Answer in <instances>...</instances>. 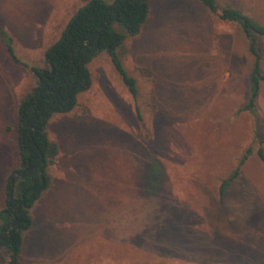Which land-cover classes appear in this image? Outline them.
I'll list each match as a JSON object with an SVG mask.
<instances>
[{
  "label": "rangeland",
  "instance_id": "rangeland-1",
  "mask_svg": "<svg viewBox=\"0 0 264 264\" xmlns=\"http://www.w3.org/2000/svg\"><path fill=\"white\" fill-rule=\"evenodd\" d=\"M86 1L0 0V28L19 62H11L0 39V209L18 165L15 111L34 86L30 69L44 66V51ZM213 1L216 13L197 0H149L139 33L118 50L135 81L134 97L106 54L88 64V90L71 112L48 121L57 155L46 168L50 185L28 212L32 223L21 234L20 264H251L264 256L263 229L237 240L206 233L199 236L206 257L179 249L183 258L171 257L174 228L164 226L171 179L222 180L246 150L236 177L264 197L257 156L258 149L264 154V83L254 113L240 111L252 57L238 26L217 15L233 8L264 26V0ZM256 47L264 76V37ZM259 220L248 218L253 229ZM225 242L244 263L222 259ZM7 262L0 248V264Z\"/></svg>",
  "mask_w": 264,
  "mask_h": 264
},
{
  "label": "trees",
  "instance_id": "trees-1",
  "mask_svg": "<svg viewBox=\"0 0 264 264\" xmlns=\"http://www.w3.org/2000/svg\"><path fill=\"white\" fill-rule=\"evenodd\" d=\"M197 1L209 12H217L213 0ZM148 13L149 0H113L109 4L104 0H87L44 51V66L30 69L34 86L19 101L15 111L14 143L18 165L5 182V200L0 209V248L8 257V264H20L21 234L32 223L28 212L49 186L46 168L57 155L56 145L46 135L49 119L73 110L77 96L90 86L87 66L99 54H106L129 95L135 96V81L122 67L118 50L125 40L139 33ZM217 15L237 25L247 42L252 65L248 99L240 111L253 114L259 84L264 83L256 47L257 38L264 37V26L233 8L224 7ZM0 39L11 62L19 64L13 55L11 40L1 28ZM248 152L244 151L235 169L220 184V196L226 184L237 176ZM257 156L264 168L261 149L257 150ZM14 219L16 224L6 232Z\"/></svg>",
  "mask_w": 264,
  "mask_h": 264
},
{
  "label": "crops",
  "instance_id": "crops-1",
  "mask_svg": "<svg viewBox=\"0 0 264 264\" xmlns=\"http://www.w3.org/2000/svg\"><path fill=\"white\" fill-rule=\"evenodd\" d=\"M226 178L213 183L202 178H174L169 181L172 186L170 193H168L171 200L169 208L167 205L164 226L166 225L168 229L173 224L174 228L170 236L171 248H174L171 257L180 255L183 258L182 253L177 254L178 249L186 250L188 256L194 254L195 259L200 256L206 257V250L199 243L201 239L199 236L205 237L206 233L211 236L214 233L226 236L233 235L237 240L252 231L262 232L264 229V225H262L264 202H261L264 200L263 195L255 194L258 192L249 183L251 181L235 177L222 189L220 196V184ZM150 180L155 182L156 179ZM83 182L86 183V181ZM165 182H168L167 178H165ZM74 185L79 184L74 183ZM165 186L168 185L165 184ZM255 204L258 205L254 206ZM250 216L260 219L256 229H253L248 221ZM260 225L262 227H259ZM201 227H206L207 231L201 233V229H199ZM228 246L229 244L225 242L222 259L228 257V260L233 259L235 263H244L246 259L231 255ZM257 260L259 261L254 262L253 260L250 263L260 264L262 260V264H264V256Z\"/></svg>",
  "mask_w": 264,
  "mask_h": 264
},
{
  "label": "water",
  "instance_id": "water-1",
  "mask_svg": "<svg viewBox=\"0 0 264 264\" xmlns=\"http://www.w3.org/2000/svg\"><path fill=\"white\" fill-rule=\"evenodd\" d=\"M15 224H16V220L14 219V220L11 222V224H10V226H9V228H8V230H7L6 232H8L9 230H11Z\"/></svg>",
  "mask_w": 264,
  "mask_h": 264
}]
</instances>
